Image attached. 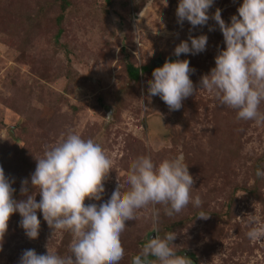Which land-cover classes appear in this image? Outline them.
Instances as JSON below:
<instances>
[{
    "label": "rangeland",
    "instance_id": "rangeland-1",
    "mask_svg": "<svg viewBox=\"0 0 264 264\" xmlns=\"http://www.w3.org/2000/svg\"><path fill=\"white\" fill-rule=\"evenodd\" d=\"M178 3L0 0V167L19 201L26 198L20 193L23 180H29L32 193L30 176L45 150L69 131L90 138L113 161L102 199L84 201L99 206L118 184L122 192L127 190L126 174L138 157H151L158 165L183 153L195 181L191 199L171 217L163 205L155 206L160 210L158 234L176 233L174 252L192 264H264V242L246 235L247 215L264 223V177L256 175L258 169L264 171V123L238 119L236 110L221 105L199 83L225 49L211 16L219 8L229 24L243 0H214L207 24L195 28L187 21L177 23ZM190 35L207 36L205 51L176 57L175 47ZM124 55L138 69L148 66L138 84L128 80ZM177 59L188 60L195 70L189 78L196 93L172 111L159 96L149 97L147 81L166 60ZM259 111L264 113V101ZM196 196L202 201L199 208L193 203ZM40 198L36 194L37 202ZM151 207L137 210L135 220L125 222L124 256L118 264H132L147 239L155 238ZM200 212L209 217L199 219ZM37 216L35 240L19 226L18 212L10 216L0 240V264H19L27 249L38 255H70L72 233L52 232L39 211Z\"/></svg>",
    "mask_w": 264,
    "mask_h": 264
},
{
    "label": "clouds",
    "instance_id": "clouds-1",
    "mask_svg": "<svg viewBox=\"0 0 264 264\" xmlns=\"http://www.w3.org/2000/svg\"><path fill=\"white\" fill-rule=\"evenodd\" d=\"M213 3L214 0H179L177 23L187 21L193 28L206 25ZM236 11L238 15H232L229 24L221 18L219 8L211 16L222 33L225 49L215 56V67L201 77L200 89L213 94L221 105L236 110L238 119L262 124L264 113L259 111V105L264 101V0H243ZM207 39L206 35L195 38L190 35V45L181 41L174 55L201 53L206 49ZM194 71L188 60H166L162 67L153 70V79L147 81L149 97L159 96L169 110H179L183 100L196 93L189 78ZM141 104L145 111L150 110L143 101ZM112 164L100 144L69 131L65 139L36 160L30 176L32 193L29 194V180H23L20 193L26 198L19 201L13 199L12 181L0 167V240L7 231L10 216L17 212L26 237L35 240L40 229L38 211L52 232L69 230L74 237L70 255L61 257L48 251L46 255H38L34 249H27L22 252L19 264H118L124 256L121 234L125 222L135 220L137 210L149 205L156 236L147 239L140 254L133 256L132 264H192L188 257L174 252L172 242L176 233L169 232L163 238L158 234L160 210L155 207L163 205L165 215L171 217L189 204L195 181L184 163L183 153L158 165L151 157H138L126 174V191L122 192L118 184L107 202L86 206L85 199H102ZM256 175L264 177V171L258 169ZM36 194L41 197L39 202ZM193 203L199 208L202 201L196 196ZM208 217L203 212L198 216ZM246 224L248 238L264 242V223L255 215H247ZM150 256L155 259L149 260Z\"/></svg>",
    "mask_w": 264,
    "mask_h": 264
},
{
    "label": "trees",
    "instance_id": "trees-1",
    "mask_svg": "<svg viewBox=\"0 0 264 264\" xmlns=\"http://www.w3.org/2000/svg\"><path fill=\"white\" fill-rule=\"evenodd\" d=\"M65 10V8H62V12ZM61 19V17L58 19V21ZM61 35V30L57 32L56 38H59ZM124 60H126L125 63V71L128 77L129 82L138 84L140 81V76L144 73H146L148 66H144L140 69H138L134 63L131 60V57L124 55ZM154 257H149V260H152Z\"/></svg>",
    "mask_w": 264,
    "mask_h": 264
}]
</instances>
